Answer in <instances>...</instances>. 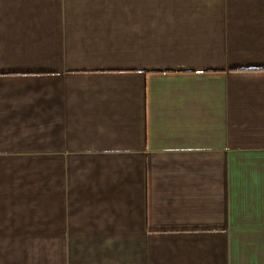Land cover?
<instances>
[{
  "label": "crops",
  "instance_id": "0c3cea01",
  "mask_svg": "<svg viewBox=\"0 0 264 264\" xmlns=\"http://www.w3.org/2000/svg\"><path fill=\"white\" fill-rule=\"evenodd\" d=\"M6 227L23 264H264V0H0Z\"/></svg>",
  "mask_w": 264,
  "mask_h": 264
},
{
  "label": "rangeland",
  "instance_id": "374dc122",
  "mask_svg": "<svg viewBox=\"0 0 264 264\" xmlns=\"http://www.w3.org/2000/svg\"><path fill=\"white\" fill-rule=\"evenodd\" d=\"M9 230L8 227L2 229L0 235L5 233L4 231L9 232ZM8 244L9 243H0V264H23L22 242L17 241L16 243H11L12 246H8Z\"/></svg>",
  "mask_w": 264,
  "mask_h": 264
}]
</instances>
